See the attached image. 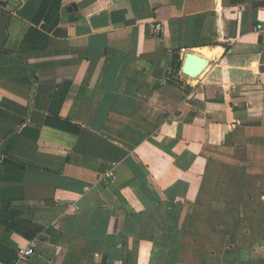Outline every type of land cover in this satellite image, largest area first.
Listing matches in <instances>:
<instances>
[{
  "label": "crops",
  "instance_id": "0c3cea01",
  "mask_svg": "<svg viewBox=\"0 0 264 264\" xmlns=\"http://www.w3.org/2000/svg\"><path fill=\"white\" fill-rule=\"evenodd\" d=\"M259 3L0 0V262L166 264L207 150L264 134Z\"/></svg>",
  "mask_w": 264,
  "mask_h": 264
},
{
  "label": "rangeland",
  "instance_id": "374dc122",
  "mask_svg": "<svg viewBox=\"0 0 264 264\" xmlns=\"http://www.w3.org/2000/svg\"><path fill=\"white\" fill-rule=\"evenodd\" d=\"M236 137L207 150L206 175L181 210L180 238L170 242L176 250L166 264H231L242 249L264 259V134Z\"/></svg>",
  "mask_w": 264,
  "mask_h": 264
},
{
  "label": "built area",
  "instance_id": "2783aa9c",
  "mask_svg": "<svg viewBox=\"0 0 264 264\" xmlns=\"http://www.w3.org/2000/svg\"><path fill=\"white\" fill-rule=\"evenodd\" d=\"M259 8L264 11V0H258ZM152 30L158 31L160 26L154 24L151 26ZM253 30L255 32L264 33V21L255 23ZM36 249V243L34 241L30 242L27 246L19 248L14 257L9 262H0V264H28V258L34 253Z\"/></svg>",
  "mask_w": 264,
  "mask_h": 264
},
{
  "label": "water",
  "instance_id": "95a60500",
  "mask_svg": "<svg viewBox=\"0 0 264 264\" xmlns=\"http://www.w3.org/2000/svg\"><path fill=\"white\" fill-rule=\"evenodd\" d=\"M207 65V60L193 52H187L181 66V73L190 77L196 78Z\"/></svg>",
  "mask_w": 264,
  "mask_h": 264
},
{
  "label": "bare ground",
  "instance_id": "6f19581e",
  "mask_svg": "<svg viewBox=\"0 0 264 264\" xmlns=\"http://www.w3.org/2000/svg\"><path fill=\"white\" fill-rule=\"evenodd\" d=\"M204 71V70H203ZM204 76V75H203ZM199 77V76H198Z\"/></svg>",
  "mask_w": 264,
  "mask_h": 264
}]
</instances>
